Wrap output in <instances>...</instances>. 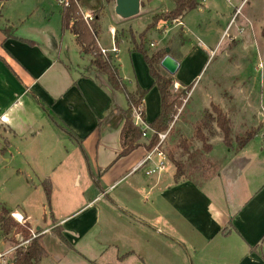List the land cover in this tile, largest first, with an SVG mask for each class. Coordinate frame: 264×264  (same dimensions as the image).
<instances>
[{
	"label": "crops",
	"instance_id": "1",
	"mask_svg": "<svg viewBox=\"0 0 264 264\" xmlns=\"http://www.w3.org/2000/svg\"><path fill=\"white\" fill-rule=\"evenodd\" d=\"M86 1L78 3L82 12L80 2L85 8ZM98 8L87 6L90 11L85 13L101 11L100 46L105 34L101 25L105 10L116 13L115 4L105 0ZM239 9L225 29L217 30L220 38L230 37V45L240 43L238 36L232 34ZM62 12L63 7L56 0H0V162L11 164L14 160L19 176L29 170H42L41 181L30 187L45 195L43 184L51 185L54 222L49 226L44 217L45 228L35 229L25 208L9 209L10 214L20 213L32 229L46 230L45 234L60 227L71 245L66 246L62 256L69 249L91 264H264L262 143L252 141L238 153L224 144L215 154L222 160L216 175L201 181V186L190 180L176 184V168L171 174L166 170L147 175L146 170L158 159L135 171L149 151L152 133L140 141V147L120 157L122 111L128 108L127 98L110 87L107 77L91 70V57L81 52L70 31H63ZM116 17L115 26L109 29L113 45L106 48L115 45L119 52L125 38L130 43L129 52H134V42L127 33L121 38L116 35L117 29L125 31L132 19L123 21ZM184 17L166 32L178 26L183 32ZM242 23L250 26L248 31L240 25V34H248L246 42L258 40L256 19L247 17ZM7 29L11 37L5 35ZM184 41L177 40L166 47L181 63L180 70L190 61L206 60L194 77L198 81L211 52L204 45L183 52ZM116 65L120 70L117 61ZM147 69L149 73L148 66ZM176 75L177 86L182 90L189 87L185 74L178 79ZM139 81L145 91L155 88L150 73L146 82L141 77ZM138 85L130 90L131 94ZM195 85H191L190 96ZM237 90L230 95L231 100L253 109L247 86ZM152 93L160 95L157 87ZM206 93V108L212 104L220 106L211 101L215 98L210 90ZM219 98L224 109L225 100ZM143 102L146 107L145 99ZM161 105L160 95V109L151 115L148 111L150 124L161 114ZM11 146L16 148L15 154ZM72 188L76 189V196ZM55 200L61 206L55 208ZM77 202L79 205L73 207ZM60 261L57 258L53 264Z\"/></svg>",
	"mask_w": 264,
	"mask_h": 264
},
{
	"label": "rangeland",
	"instance_id": "2",
	"mask_svg": "<svg viewBox=\"0 0 264 264\" xmlns=\"http://www.w3.org/2000/svg\"><path fill=\"white\" fill-rule=\"evenodd\" d=\"M82 1V0H81ZM147 0L142 1L141 14L132 19L130 23L125 27L124 30L117 29L116 35L121 38L126 35L131 39L132 42L140 43V34L143 33L146 28L153 22V17L156 14L170 12L175 8V0H152L147 3ZM201 0V6L196 10L189 12L183 20L184 27L183 32L180 26L174 28L171 32L169 30L173 25H178V20L173 22H161L157 28L151 30L146 36V49L150 52H157V49H167L177 40L184 41L183 52H188L192 47H207L209 52V60L205 65L201 76L198 81L195 75L199 73L206 60L200 59L194 62L190 61L184 65L176 78L183 77L184 74L187 76L186 86L196 85L191 93H188L187 99L184 101L178 115L175 118L173 132L169 134L166 141L165 150L167 153V174H171L175 171V161L182 162L188 166L191 163L196 165L203 164V166L215 164L212 167L213 173L217 172L220 167L222 160L215 156L219 153V148L224 146L221 141L222 133L216 123H211L208 126L202 128L208 139V143L212 147V152L205 151L203 143L195 137V129L199 124L204 122V113L207 111L211 112V108H206L208 101L207 91H211L215 104H219V108L227 115L230 127L231 136L233 138L234 146H236L235 138L246 136V134L252 130H258V134L253 139L254 143L261 144L262 133L264 131V125L262 123V113L264 114L262 107H264V0ZM87 4L83 8V2H80L83 12L90 10L86 7H97L101 8L103 0H87ZM115 4V0L110 2ZM204 5V6H203ZM242 5V6H241ZM79 6V5H78ZM241 6V7H240ZM98 8V9H99ZM236 8H240L236 14L239 16L238 23L232 30V34H236L240 39V43L233 42L231 45L230 37L224 36L220 38L217 30L222 27L226 28L227 24L232 20L235 15ZM80 9V7H79ZM82 14V11L80 10ZM94 15V14H92ZM256 19L255 31L259 37L258 40L252 42H246L247 33L244 35L240 34V25L244 24L246 18ZM116 15L114 10H105V15L102 18V28L105 34L101 38L100 46L106 50H112L113 44L110 41L109 29L111 26H115ZM236 19V17H235ZM121 22V21H120ZM241 22V24L239 23ZM244 29L250 30V26L241 25ZM221 28V29H222ZM66 38L69 39L70 35L66 34ZM243 41L245 44L241 43ZM98 46H99V42ZM109 43V44H108ZM247 43V44H246ZM130 43L125 40L119 48L117 54H112L113 62L120 65L121 77L125 79V84L129 92L135 85L141 83L139 77L143 82L149 79V73L145 64L144 58L140 53L129 52ZM237 45V46H236ZM99 46V48H100ZM117 47V46H116ZM174 47V46H173ZM162 49V50H164ZM118 56V58H117ZM86 60V59H85ZM165 72V71H164ZM168 78H173L167 72H165ZM144 78V80H143ZM175 80V79H174ZM138 82V83H137ZM248 88V99L253 105V109L240 106L236 104L234 99L231 100V94H235L236 88ZM156 87H149L146 91L148 92L145 96L146 107V122L150 125L149 114H154L160 109V95L158 93H152ZM232 89V91H231ZM182 89L176 85L172 87V94L175 98L182 93ZM238 91V90H237ZM215 92V95H214ZM125 98L126 96L122 94ZM135 98L136 92L134 93ZM222 97V98H219ZM173 98V99H174ZM224 99L225 108L217 99ZM237 100H242L237 99ZM203 105V106H202ZM149 106V108H148ZM227 110V112H225ZM260 123V124H259ZM170 128V130H171ZM186 141L188 144V150L182 145V141ZM14 143V141H13ZM3 146V141H1ZM18 146V143H17ZM12 147V146H11ZM12 152L16 153V148H11ZM215 150V153H213ZM192 155V157H191ZM10 156H7V159ZM6 159V160H7ZM193 159V160H192ZM174 161V162H173ZM16 162L13 160L11 164L0 162V203L8 209L15 210L25 208L31 216L33 227L36 229L37 226H43L44 217L48 221V225L51 226L54 222L52 214V204H48L47 199L42 190L34 191L30 186L33 183H39L41 181L40 176L42 170H29L23 175H17L15 170ZM71 178H73L74 171L71 172ZM72 194L76 196V189L72 188ZM55 208L61 206L60 202H54ZM79 203H73V207H77ZM1 206V205H0ZM11 217V214H10ZM12 218V217H11ZM13 219V218H12ZM14 220V219H13ZM15 221V220H14ZM16 222V221H15ZM17 223V222H16ZM23 229H27L26 223L19 224ZM35 229L30 227V238L25 239L21 233L16 234L13 230L12 233L5 238L3 237V243L0 248L1 253H5L10 248H17L11 255L7 257L6 264H10L14 261L18 250L26 248L29 243L35 239L33 233L38 234ZM46 230L39 231L42 236V243L45 246L50 258L44 264H53L57 258L62 259L59 264H91L85 260L79 253L67 251V255L62 256V252L65 251L66 245H64L54 233L42 234ZM38 236V237H39ZM1 241V240H0ZM54 260V262H53ZM1 264V263H0Z\"/></svg>",
	"mask_w": 264,
	"mask_h": 264
},
{
	"label": "trees",
	"instance_id": "3",
	"mask_svg": "<svg viewBox=\"0 0 264 264\" xmlns=\"http://www.w3.org/2000/svg\"><path fill=\"white\" fill-rule=\"evenodd\" d=\"M79 1L80 0H68L69 5L67 7H63L62 29L63 31H70L75 36L76 43L80 47L81 52L84 55L91 57V70H95L97 73L107 77L110 87L113 90L124 94L127 98L128 108L122 111L124 121L121 133L123 150L120 154V157H125L140 147V141L143 139L145 131L142 127L135 124L134 109H140L141 117L145 121L146 114L143 101L148 92L143 90L138 85L136 90L137 98H135L134 94H131L128 91L127 86L121 77L119 67L113 62L112 56H104L98 46L97 42L100 34L98 19L101 11L94 13V20L92 21L91 26H89L85 22L83 15L80 13L78 6ZM105 1L110 3L114 0ZM147 1L150 2L152 0ZM200 5L201 0H175V8L170 12L156 14L153 17V22L143 33L140 34V43L137 44L134 42L135 46L133 51L142 54L149 68V73L154 80V86L158 88L161 95V114L152 124L149 125L155 134L151 137L147 147L148 150H151L158 143V134L165 133L170 130L171 125L174 123L175 118L178 115V111L187 99L188 93L191 92L192 86L186 87L180 95L175 98L173 97L171 90L175 84V80L173 78H168L160 66L161 61L167 54L166 50H159L157 52L150 53L145 46L146 36L151 30L157 28L161 22H173L183 18L189 12L199 8ZM4 32L7 37L12 36L9 29ZM203 118L204 122L199 124L195 129V137L203 143L204 149L207 152H210L212 147L208 143L207 136L202 131V128L211 123H216L222 133L225 146L234 153H238L248 146L258 134V130H252L248 132L246 136L237 137L235 138L236 146H234L229 119L219 106L212 104L211 112H205ZM172 132L173 128L170 130V134ZM181 145L188 150V144L185 140L181 142ZM174 163L176 168V184L185 180H190L201 186V181H207L217 173H213V171H211L212 168L206 164L204 166L203 164L196 165L193 162L186 166L182 162L175 161ZM43 189L47 202L50 204L51 185L48 182H45L43 184ZM26 227L27 229H23L22 226L18 225L10 217V210L5 206H0V234L3 236H9L12 231L15 230L16 234L21 233L25 239H28L30 238V225L26 223ZM52 232L64 245L71 248V245L63 236L62 229L60 227L54 228ZM48 257L49 254L42 243V236H39L33 239L26 248L18 250L14 261L10 264H42V262Z\"/></svg>",
	"mask_w": 264,
	"mask_h": 264
},
{
	"label": "built area",
	"instance_id": "4",
	"mask_svg": "<svg viewBox=\"0 0 264 264\" xmlns=\"http://www.w3.org/2000/svg\"><path fill=\"white\" fill-rule=\"evenodd\" d=\"M56 1L62 7H67L69 5L68 0H56ZM82 15H83V18H84L85 22L89 26H91V23L94 20V15L86 14V13H83V12H82ZM114 34H115V32L112 30L111 31L112 37H114ZM100 51H101V53L104 56L118 53V49H117V47L115 45L113 46L112 50H110V51L106 50V49H104V48H102L100 46ZM262 110L264 112V108ZM263 116H264V114H263ZM134 117H135V124L137 126L142 127L144 129V131H145L143 138H148V135H149L148 133H150V132L152 133V136L155 134V132L149 127V125H147L145 123V121L142 119L139 108H135L134 109ZM262 123L264 125V118H263ZM169 132H170V130L165 132V133L158 134V138H159L158 143L156 144L155 147H153L151 150H149L147 152L145 158L138 164V166L136 167L135 171L140 170V169L146 167L149 164H154L155 159H158L159 161L155 165H153L152 167H150V168H148L146 170V174L147 175L161 174V173H164L167 170V160H168V158H167V154L165 152V144H166V141L168 139ZM261 136H262V142H263V148H264V131H263ZM11 217L19 224L26 223L24 216L21 215L18 212L11 213ZM37 233L38 234L33 233V237L34 238H36V237H38L40 235V233L38 231H37ZM45 233H47V232L46 231L42 232V234H45ZM0 248H1V243H0ZM16 249L17 248H10L5 253H1L0 252V263L1 264H6L7 257L9 255H11Z\"/></svg>",
	"mask_w": 264,
	"mask_h": 264
},
{
	"label": "water",
	"instance_id": "5",
	"mask_svg": "<svg viewBox=\"0 0 264 264\" xmlns=\"http://www.w3.org/2000/svg\"><path fill=\"white\" fill-rule=\"evenodd\" d=\"M143 0H115V13L123 21L138 17L142 11ZM166 56L160 63L161 68L170 76H175L181 68V63L166 49Z\"/></svg>",
	"mask_w": 264,
	"mask_h": 264
}]
</instances>
